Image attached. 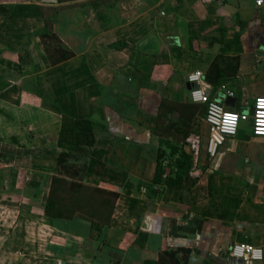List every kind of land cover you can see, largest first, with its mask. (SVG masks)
Instances as JSON below:
<instances>
[{
    "label": "crops",
    "instance_id": "obj_1",
    "mask_svg": "<svg viewBox=\"0 0 264 264\" xmlns=\"http://www.w3.org/2000/svg\"><path fill=\"white\" fill-rule=\"evenodd\" d=\"M89 1L0 0L10 10L8 19L0 12V160L12 153L0 161V264H24L18 259L29 253V264H52L59 254L66 264H145L178 249L190 250L187 264H231L234 244L264 249V137L253 135L250 120L210 159L197 104L189 138L169 139L189 156L190 173L181 188L154 185L149 195L159 151L164 179L173 176L178 156L156 134L157 116L165 99L191 102L187 74L202 72L217 102L233 93L234 105L225 104L232 111L247 114L249 101L264 96V4ZM47 18L56 36L49 43L73 54L57 65L38 36L49 31ZM209 72H219L217 84ZM83 119L94 123L96 143L79 152ZM62 151L108 221L45 216ZM30 237L45 249L29 252ZM176 258L184 263L183 252Z\"/></svg>",
    "mask_w": 264,
    "mask_h": 264
},
{
    "label": "trees",
    "instance_id": "obj_2",
    "mask_svg": "<svg viewBox=\"0 0 264 264\" xmlns=\"http://www.w3.org/2000/svg\"><path fill=\"white\" fill-rule=\"evenodd\" d=\"M112 0H90L86 4H98L105 3ZM73 3L70 6L79 4V0H58V3ZM69 6L65 4L64 7ZM63 7V6H62ZM0 12L6 15L8 19L10 10L0 5ZM46 23L49 27V31L46 33H38L45 51L49 56L52 65H57L73 56L72 53L62 49L61 47L53 46L49 41L55 39L54 24L51 18L46 19ZM216 66V65H215ZM214 68V66H213ZM218 68V65L216 66ZM218 70V69H216ZM220 74L219 72L212 76L207 74L205 79L212 84H217ZM200 109V106L192 102L177 103L171 102L167 99L163 100L159 107L157 116L156 134L160 137L163 143L170 149L171 155H177L178 158L171 163V171L173 176H169L164 179L166 169L164 166L165 152L159 151L157 157V170L154 178L153 185L149 188V195L154 193L153 186L160 185L162 187L181 188L184 179L191 171L190 158L187 153L182 150L176 143H172L169 139L179 143L186 141L191 133L194 120ZM76 145L79 152L85 151V149L93 147L96 143V131L94 123L89 119H83L76 122ZM12 153L9 152L3 154L1 163H10ZM58 164L60 167V173L58 176H54L51 183L50 193L44 206V214L51 219H66L70 220L79 215V213L87 216L90 220L97 219L101 221H108L111 214L105 217L106 209L100 208V205L93 201L90 193L91 188L83 184H79V174L82 172L75 165L70 163L72 155L68 152L62 151L57 153ZM1 157V156H0ZM71 179V180H70ZM95 193L106 195L110 197V201H115L119 194L108 193L99 189H92ZM178 252L184 253V263L187 264V260L190 255L188 249H178L177 251H164L159 261L157 262H145V264H181L176 258ZM52 264H66V261L62 255H56Z\"/></svg>",
    "mask_w": 264,
    "mask_h": 264
},
{
    "label": "built area",
    "instance_id": "obj_3",
    "mask_svg": "<svg viewBox=\"0 0 264 264\" xmlns=\"http://www.w3.org/2000/svg\"><path fill=\"white\" fill-rule=\"evenodd\" d=\"M255 2L256 6L261 7L264 3H257V0H252ZM196 73H200L199 77L196 80L190 79V77L194 76ZM186 81L191 85V89L189 90L190 101L194 104H199L205 107V122L208 126L209 136L207 142V154L210 159H214L219 154L221 147L225 144V142L237 136L240 123L243 121H249L251 118L253 119L252 133L255 137H264V135H258L256 131V120H257V112L264 111V109H259L257 107L258 101L264 96L257 97L254 101V114H245L238 111L229 110L225 104L215 101L211 96L210 86L206 84L204 80L203 73L200 71H195L187 74ZM196 93H200V96L197 98ZM228 97H234V94L229 92L226 95V99ZM226 114H234L238 117L236 125H227L225 124V115ZM227 128H233V131H227ZM240 246H251L252 249H259L261 252L260 259H254L253 253L249 252L247 247L242 249L243 255H238L237 250ZM245 256L248 257L245 260ZM264 260V249L260 247H255L250 244H234L230 249V262L231 264H256L262 262Z\"/></svg>",
    "mask_w": 264,
    "mask_h": 264
},
{
    "label": "clouds",
    "instance_id": "obj_4",
    "mask_svg": "<svg viewBox=\"0 0 264 264\" xmlns=\"http://www.w3.org/2000/svg\"><path fill=\"white\" fill-rule=\"evenodd\" d=\"M257 3H264V0H257ZM177 43H179V41H177ZM200 73H196L194 76L190 77V79L192 80H196L198 77H199ZM197 96V98L200 96V93H196L195 94ZM257 107L259 109H264V98L260 99L258 101V104H257ZM237 120H238V117L234 114H226L225 115V124L227 125H236L237 123ZM256 131H257V134L258 135H264V111H259L257 112V120H256ZM227 131H233L234 129L233 128H227L226 129ZM244 247H247L248 251L249 252H252L253 253V258L254 259H260L261 258V252L259 249H252L251 246H240V248L237 250V253L238 255H243V251L242 249ZM245 260L248 259L247 256L244 257Z\"/></svg>",
    "mask_w": 264,
    "mask_h": 264
},
{
    "label": "rangeland",
    "instance_id": "obj_5",
    "mask_svg": "<svg viewBox=\"0 0 264 264\" xmlns=\"http://www.w3.org/2000/svg\"><path fill=\"white\" fill-rule=\"evenodd\" d=\"M54 43H56V41H55V39L54 40H52ZM252 106H254V101L251 99L250 101H249V106H246L245 108H244V111L247 113V114H250V108L252 107ZM243 124H245V123H243V122H241L240 123V128L242 127V125ZM239 128V129H240ZM249 130H250V128H249ZM30 238H35V237H30ZM32 245H33V247H31V246H28V248L29 247H31L30 248V251L29 252H37L38 250H40V249H45V247H46V245H47V242L46 241H44V240H41L40 238L39 239H33V242H32ZM52 246V245H51ZM27 248V247H26ZM25 252V254H26V251H24ZM30 256V257H29ZM31 253H29L28 254V257H25V256H23L22 255V257L20 256L19 258L20 259H18L19 261V263H22V261H24V264H29V262H31ZM33 256H35L34 257V262L35 261H37V259H39V258H37L36 257V255H33Z\"/></svg>",
    "mask_w": 264,
    "mask_h": 264
},
{
    "label": "water",
    "instance_id": "obj_6",
    "mask_svg": "<svg viewBox=\"0 0 264 264\" xmlns=\"http://www.w3.org/2000/svg\"><path fill=\"white\" fill-rule=\"evenodd\" d=\"M43 2H45V3H57L58 0H43ZM187 88H188V90H190L191 89V85L187 84ZM234 103H235V99H233L231 97H228L226 102H225V104L227 106H233ZM250 114H251V116L254 114V110L253 109L251 110ZM250 124H251V126L253 125V119L252 118L250 120Z\"/></svg>",
    "mask_w": 264,
    "mask_h": 264
}]
</instances>
